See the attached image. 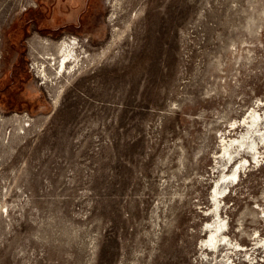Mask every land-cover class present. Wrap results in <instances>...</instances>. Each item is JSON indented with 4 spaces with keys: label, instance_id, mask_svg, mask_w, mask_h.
<instances>
[{
    "label": "rangeland",
    "instance_id": "374dc122",
    "mask_svg": "<svg viewBox=\"0 0 264 264\" xmlns=\"http://www.w3.org/2000/svg\"><path fill=\"white\" fill-rule=\"evenodd\" d=\"M63 39L78 53L65 67ZM10 80L0 264H219L226 250L264 264V135L255 159L235 145L249 161L222 178V139L264 111V0H0L1 91ZM220 178L243 250L201 246Z\"/></svg>",
    "mask_w": 264,
    "mask_h": 264
},
{
    "label": "bare ground",
    "instance_id": "6f19581e",
    "mask_svg": "<svg viewBox=\"0 0 264 264\" xmlns=\"http://www.w3.org/2000/svg\"><path fill=\"white\" fill-rule=\"evenodd\" d=\"M76 46H77V41L73 39H70V40L63 39L57 44L56 53L60 54L59 62L61 66L65 65V61L68 57L76 58L78 56ZM42 71L44 72L45 69H42ZM248 117H247L248 119L246 118L243 119V122H245V124L247 125V128L244 132H242L238 137H229V139H225V138L222 139L223 141L222 154H224V156L227 155V161H232L237 158V157L235 158L236 154H234L235 151H237V148H235V145H239L241 147L245 146L247 151L252 154L254 159L257 156V154H259L260 152L258 150L259 147H258V141H257L256 136L264 135V129H261V127H259V124H258L259 121L264 119V111L260 113V112H257L256 109L252 108V110L248 114ZM247 161H249V159H247L244 156L240 157L239 160H234L231 166L232 167L231 173H226V174L223 173L222 178L229 174L232 178H237L241 170V167ZM223 183H224V180L223 179L221 180L220 178L216 180L213 186V190H212L213 209L210 210V212H212V214L214 215V218L213 220L207 221L205 223L204 229L207 230L208 234L206 235V237L202 238L201 246H205L207 248H210L211 250H216L218 249L220 245H224L227 248H232L234 250H243L245 249V246L241 245L239 242H235V241L233 242L234 239L232 240L228 236V234L225 232L227 223L225 222L224 218L220 214L219 206L221 202L220 197H222V195L225 194L229 185L223 184ZM261 240H264V237H262ZM203 248L204 247H202V249ZM207 255H208L207 251L206 252L203 251L201 254V259H205ZM219 264H234V259L229 255V252L227 250L221 256Z\"/></svg>",
    "mask_w": 264,
    "mask_h": 264
},
{
    "label": "flooded vegetation",
    "instance_id": "af4514ba",
    "mask_svg": "<svg viewBox=\"0 0 264 264\" xmlns=\"http://www.w3.org/2000/svg\"><path fill=\"white\" fill-rule=\"evenodd\" d=\"M16 64L18 65V64H20V62L18 61V62H16ZM23 83V81H18V80H14V81H7V82H5L4 84H3V89H2V91L0 90V94L1 95H3L4 97H6L5 99H4V101L5 102H3V103H5V104H8L7 105V110L10 112V111H13L12 109H14L13 107H12V105L13 104H9V102H10V97H11V94H9V89L11 88V86L12 85H14V87H16V92H18L19 90H21V84ZM6 93H8V94H6ZM2 98V97H1ZM3 99V98H2ZM16 109H18V110H20V108H18V107H16ZM6 110V111H7Z\"/></svg>",
    "mask_w": 264,
    "mask_h": 264
}]
</instances>
